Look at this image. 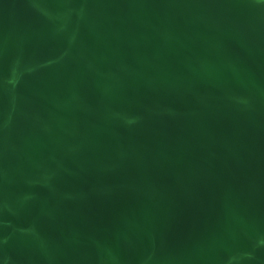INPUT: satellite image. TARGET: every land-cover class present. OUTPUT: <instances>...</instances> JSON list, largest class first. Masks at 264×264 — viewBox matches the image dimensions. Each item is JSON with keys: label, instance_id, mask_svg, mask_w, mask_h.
Returning <instances> with one entry per match:
<instances>
[{"label": "water", "instance_id": "water-1", "mask_svg": "<svg viewBox=\"0 0 264 264\" xmlns=\"http://www.w3.org/2000/svg\"><path fill=\"white\" fill-rule=\"evenodd\" d=\"M0 264H264V0H0Z\"/></svg>", "mask_w": 264, "mask_h": 264}]
</instances>
